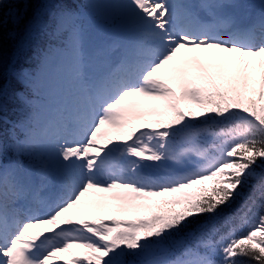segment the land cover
Segmentation results:
<instances>
[{
  "label": "snow or ice",
  "instance_id": "snow-or-ice-1",
  "mask_svg": "<svg viewBox=\"0 0 264 264\" xmlns=\"http://www.w3.org/2000/svg\"><path fill=\"white\" fill-rule=\"evenodd\" d=\"M0 264H264V0H0Z\"/></svg>",
  "mask_w": 264,
  "mask_h": 264
},
{
  "label": "rangeland",
  "instance_id": "rangeland-1",
  "mask_svg": "<svg viewBox=\"0 0 264 264\" xmlns=\"http://www.w3.org/2000/svg\"><path fill=\"white\" fill-rule=\"evenodd\" d=\"M113 32L116 33V34H119L118 31H115L114 30ZM60 84H61L60 86H57L55 88V93L57 95H58V92L59 91L64 90V92L63 91L62 92L67 95L66 97H69V95H72L73 96V93H72L71 89L68 90L66 88V86L65 87H61L62 85H65V83L63 84V82H61ZM49 90L50 89L47 88V90L44 93L43 103H44V107H45L46 113L48 115L54 116V113L53 112L56 111V109L58 108V106H60L62 110H66V109H65L64 106H62L61 104L58 103V101H57V99H56V97L54 95H52V96L49 95ZM59 97L60 96L58 95V98ZM67 106H68V109H69V107H71L70 105H67ZM134 126L139 127L140 124H136ZM145 170L147 171L148 169H145ZM96 215H99L101 217H107L108 215H114L116 218H121V219L130 218V217H125V216H123L122 214H119V213H111V214H109V213H97ZM84 218H91V217L90 216H85Z\"/></svg>",
  "mask_w": 264,
  "mask_h": 264
},
{
  "label": "bare ground",
  "instance_id": "bare-ground-1",
  "mask_svg": "<svg viewBox=\"0 0 264 264\" xmlns=\"http://www.w3.org/2000/svg\"><path fill=\"white\" fill-rule=\"evenodd\" d=\"M111 34H112L114 37H118V35H119V34H116V33H114V32H112ZM61 82H63V84L65 83V85H62L61 87H65V86H66V88H67L68 90L70 89V87L68 86V84H67L66 82H64V81H62V80H60V79L54 77V78L52 79L50 85L48 86V89H50V90H49V95H50V96L54 95V96L56 97L58 103L61 104L62 106H64L66 110H69L71 107H69V109H68V106H67V105L72 106V103H73V96H72V95H69V97H66L67 95L63 93L64 90H61V91L58 92V95L60 96L59 98H58V95L55 93V88H56L57 86H60V85H61V84H60ZM59 89H60V88H59ZM62 91H63V92H62ZM58 103H57V104H58ZM60 110H62V109H61L60 106H58V108L56 109V111L53 112L54 115H56V113H57L58 111H60Z\"/></svg>",
  "mask_w": 264,
  "mask_h": 264
},
{
  "label": "trees",
  "instance_id": "trees-1",
  "mask_svg": "<svg viewBox=\"0 0 264 264\" xmlns=\"http://www.w3.org/2000/svg\"><path fill=\"white\" fill-rule=\"evenodd\" d=\"M8 5H5V11H7V9H8ZM260 212V208H259V206H257V207H255L254 209H253V212L250 214V218H255V216L258 214Z\"/></svg>",
  "mask_w": 264,
  "mask_h": 264
}]
</instances>
